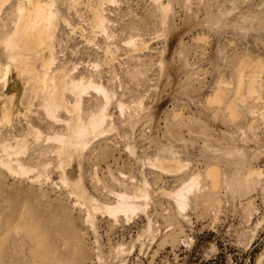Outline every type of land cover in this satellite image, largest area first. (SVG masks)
<instances>
[{"label":"rangeland","instance_id":"1","mask_svg":"<svg viewBox=\"0 0 264 264\" xmlns=\"http://www.w3.org/2000/svg\"><path fill=\"white\" fill-rule=\"evenodd\" d=\"M252 170L264 0H0V264H264Z\"/></svg>","mask_w":264,"mask_h":264},{"label":"bare ground","instance_id":"2","mask_svg":"<svg viewBox=\"0 0 264 264\" xmlns=\"http://www.w3.org/2000/svg\"><path fill=\"white\" fill-rule=\"evenodd\" d=\"M27 18H25V20L22 22V24L20 25V27L19 28H21V30L23 31V32H25L26 33V31L28 30V26L30 25V23L31 22H34L35 21V19H34V16L33 15H31V16H29V15H27L26 16ZM34 19V20H33ZM27 42H28V44L29 45H31V41H32V39H31V36H30V34L29 35H27ZM26 41V40H25ZM22 44V43H21ZM221 84V83H220ZM89 87H91V85H89V86H87V85H80V86H78V89H79V92H82V93H84L85 91H87V89L89 88ZM219 88L220 89H217V91L215 92L216 93V95H215V100L218 102V103H223L224 102V98H223V89H221L222 87H221V85H219ZM238 88V87H237ZM98 89V88H97ZM98 90H101V88L100 89H98ZM242 90V89H241ZM237 95H239V94H237ZM218 103H216V102H214V104H218ZM233 106V103L231 102V103H229V107H232ZM228 107V108H229ZM231 110V109H230ZM230 114H232L231 112H230ZM99 119H100V121H102L103 119H104V114L102 113L101 115H99ZM95 122V121H94ZM216 168V167H215ZM215 168H212V169H210L208 172H207V175L210 177V179H211V181H212V183H213V185L214 186H216V184H217V182H218V173L216 172V170H215ZM261 171V170H260ZM260 171H257V170H252L250 173H251V175H256V176H258L259 178H262L263 180H264V171L263 172H260ZM28 172V171H27ZM121 195V194H120ZM123 196V195H122ZM186 198H187V196L185 195V193L184 192H181L180 193V207L181 208H184L185 206H186V202H185V200H186Z\"/></svg>","mask_w":264,"mask_h":264}]
</instances>
